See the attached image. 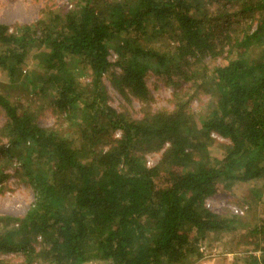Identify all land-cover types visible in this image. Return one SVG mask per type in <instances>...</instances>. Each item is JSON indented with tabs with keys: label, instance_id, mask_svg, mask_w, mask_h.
I'll list each match as a JSON object with an SVG mask.
<instances>
[{
	"label": "trees",
	"instance_id": "16d2710c",
	"mask_svg": "<svg viewBox=\"0 0 264 264\" xmlns=\"http://www.w3.org/2000/svg\"><path fill=\"white\" fill-rule=\"evenodd\" d=\"M0 73V181L12 167L33 192L22 216L0 214V253L21 254L0 264H195L229 235L235 264H264V211L247 223L205 205L264 179V0H73L0 22ZM149 73L172 109L148 107ZM45 109L57 126L39 125ZM212 134L227 141L215 153Z\"/></svg>",
	"mask_w": 264,
	"mask_h": 264
},
{
	"label": "rangeland",
	"instance_id": "374dc122",
	"mask_svg": "<svg viewBox=\"0 0 264 264\" xmlns=\"http://www.w3.org/2000/svg\"><path fill=\"white\" fill-rule=\"evenodd\" d=\"M73 0H0V22L8 25L10 30L17 25L35 22L47 9L60 13L64 9H69ZM111 53L110 60L114 59ZM4 75L0 73V82L4 83ZM104 84L109 96V104L117 110H127L134 118L142 116V103L136 99H131L130 103L124 101L112 88L107 79ZM146 84L150 93L148 107L151 110L167 109L173 107L172 87L166 82L164 77L149 73L146 77ZM185 83L183 82V87ZM207 100L206 96L200 95L190 101V107L197 110ZM4 121V116L0 113V125ZM37 122L44 127L57 126L56 115L51 109H45L38 116ZM115 137L118 134L114 135ZM213 145L214 153L219 143H227L226 140L215 139ZM106 146V145H104ZM161 152L145 154V162L148 166H153L160 158ZM4 160L1 159V162ZM15 165V162L13 163ZM14 167V166H13ZM6 177L0 181V214H11L22 216L33 200V192L28 184L13 175V168L7 167L3 171ZM253 194L250 196V194ZM258 192V193H255ZM260 192V193H259ZM207 208L219 214L237 213L244 214L243 219L247 223H254L256 218L264 211V179L252 185L238 184L233 187L231 194L216 193L205 200ZM232 236L220 239H211L200 244L202 256L195 264H235L238 259L241 262L244 258L242 246H232ZM232 248V250H231ZM256 255L259 253L256 252ZM21 259L18 251L0 253V260L17 262Z\"/></svg>",
	"mask_w": 264,
	"mask_h": 264
},
{
	"label": "built area",
	"instance_id": "2783aa9c",
	"mask_svg": "<svg viewBox=\"0 0 264 264\" xmlns=\"http://www.w3.org/2000/svg\"><path fill=\"white\" fill-rule=\"evenodd\" d=\"M212 136H213L215 139H218V140H221V139H222L221 137H219V136L216 135V134H212Z\"/></svg>",
	"mask_w": 264,
	"mask_h": 264
}]
</instances>
